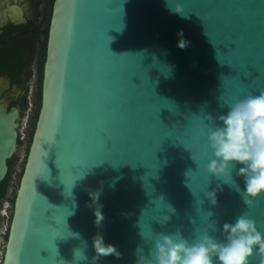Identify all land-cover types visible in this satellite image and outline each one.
<instances>
[{"label": "water", "instance_id": "obj_1", "mask_svg": "<svg viewBox=\"0 0 264 264\" xmlns=\"http://www.w3.org/2000/svg\"><path fill=\"white\" fill-rule=\"evenodd\" d=\"M261 91L264 0H54L0 264H137L161 233L223 242V225L242 214L264 234V194L244 204L242 165L231 184L207 168L208 116L219 124L228 104ZM19 116L0 99V183ZM97 235L120 257L94 259ZM262 260L254 252L249 264Z\"/></svg>", "mask_w": 264, "mask_h": 264}, {"label": "clouds", "instance_id": "obj_2", "mask_svg": "<svg viewBox=\"0 0 264 264\" xmlns=\"http://www.w3.org/2000/svg\"><path fill=\"white\" fill-rule=\"evenodd\" d=\"M167 6L175 14L188 18L183 15L182 4L170 7L168 3ZM178 35L181 38L177 46L186 48L189 41L183 39L182 31ZM228 109L226 115L219 116V124L208 116L213 124L209 125L207 140L215 159L207 168L211 175L231 184L234 183L233 169L237 164L242 165L236 174L244 179L241 196L249 207L264 194V91L234 101L228 104ZM208 195L215 203L214 193ZM96 216L99 223L103 217L100 212ZM223 232L227 233L223 242L208 233L195 234L191 240L180 232L161 233L153 241L149 254L138 257L137 264H249L254 252L264 254V234L257 230L255 221L246 214L238 216L234 223H225ZM93 247L96 252L94 259L110 255L120 257L115 246L105 244L102 235L93 239ZM80 255L82 260L87 259L75 250L74 257Z\"/></svg>", "mask_w": 264, "mask_h": 264}, {"label": "flooded vegetation", "instance_id": "obj_3", "mask_svg": "<svg viewBox=\"0 0 264 264\" xmlns=\"http://www.w3.org/2000/svg\"><path fill=\"white\" fill-rule=\"evenodd\" d=\"M53 3L0 0V99L19 109L18 143L22 123L32 125L38 118ZM4 196H0V225Z\"/></svg>", "mask_w": 264, "mask_h": 264}, {"label": "rangeland", "instance_id": "obj_4", "mask_svg": "<svg viewBox=\"0 0 264 264\" xmlns=\"http://www.w3.org/2000/svg\"><path fill=\"white\" fill-rule=\"evenodd\" d=\"M32 125L29 121H24L20 127V143L16 154L13 156V172H12V180L8 185V190L6 195L1 201L2 211L4 212V216L2 218V224L0 225V260L4 251L5 243H6V234L7 229L10 223V219L13 213V204L15 194L19 185V180L24 168L26 156L28 153V149L31 143L32 138ZM5 204L8 205L5 208Z\"/></svg>", "mask_w": 264, "mask_h": 264}, {"label": "trees", "instance_id": "obj_5", "mask_svg": "<svg viewBox=\"0 0 264 264\" xmlns=\"http://www.w3.org/2000/svg\"><path fill=\"white\" fill-rule=\"evenodd\" d=\"M36 119L34 120V122L32 123V134L35 128V124H36ZM13 159L9 160V166H10V170L8 172V174L6 175V177L1 181L0 183V196H4L7 193L8 190V185L10 184L11 180H12V172H13ZM7 237V234H6Z\"/></svg>", "mask_w": 264, "mask_h": 264}]
</instances>
